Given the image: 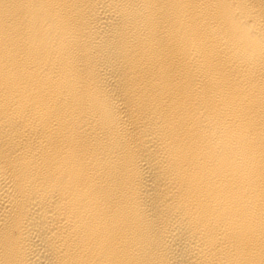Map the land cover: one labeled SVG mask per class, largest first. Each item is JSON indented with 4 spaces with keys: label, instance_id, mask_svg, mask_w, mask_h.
Segmentation results:
<instances>
[{
    "label": "bare ground",
    "instance_id": "1",
    "mask_svg": "<svg viewBox=\"0 0 264 264\" xmlns=\"http://www.w3.org/2000/svg\"><path fill=\"white\" fill-rule=\"evenodd\" d=\"M0 264H264V0H0Z\"/></svg>",
    "mask_w": 264,
    "mask_h": 264
}]
</instances>
